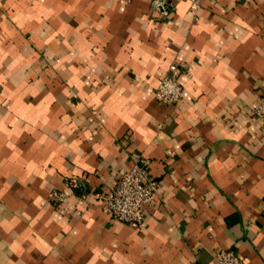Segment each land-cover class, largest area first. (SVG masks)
I'll return each instance as SVG.
<instances>
[{"label": "crops", "instance_id": "1", "mask_svg": "<svg viewBox=\"0 0 264 264\" xmlns=\"http://www.w3.org/2000/svg\"><path fill=\"white\" fill-rule=\"evenodd\" d=\"M261 95L264 0H0V264H264ZM136 154L138 226L94 196Z\"/></svg>", "mask_w": 264, "mask_h": 264}, {"label": "built area", "instance_id": "2", "mask_svg": "<svg viewBox=\"0 0 264 264\" xmlns=\"http://www.w3.org/2000/svg\"><path fill=\"white\" fill-rule=\"evenodd\" d=\"M191 10L196 13L203 0H187ZM178 65L173 63L156 89L157 98L166 103H178L184 95V86L177 76ZM255 114L264 125V95H261L254 108ZM149 160L141 154L135 155L134 163L122 172L116 183L106 192H96L102 208L114 219L141 225L145 216V207L158 195L157 180L148 169ZM70 189L82 186L81 180L72 176L67 179ZM68 193L62 190L52 191V200L56 203L67 199ZM85 197V194H84ZM220 264H243L241 255L233 249L222 248L216 253Z\"/></svg>", "mask_w": 264, "mask_h": 264}]
</instances>
